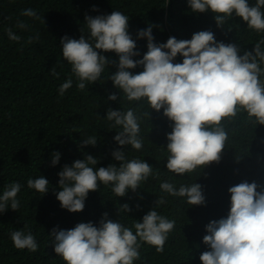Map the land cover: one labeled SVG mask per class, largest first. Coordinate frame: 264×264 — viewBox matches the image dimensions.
Wrapping results in <instances>:
<instances>
[{"label": "trees", "instance_id": "1", "mask_svg": "<svg viewBox=\"0 0 264 264\" xmlns=\"http://www.w3.org/2000/svg\"><path fill=\"white\" fill-rule=\"evenodd\" d=\"M0 264H264V0H0Z\"/></svg>", "mask_w": 264, "mask_h": 264}]
</instances>
